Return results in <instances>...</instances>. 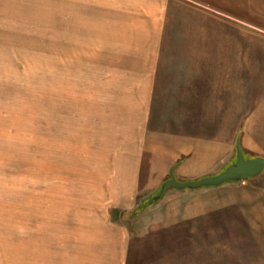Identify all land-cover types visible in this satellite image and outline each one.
I'll list each match as a JSON object with an SVG mask.
<instances>
[{
	"label": "rangeland",
	"instance_id": "1",
	"mask_svg": "<svg viewBox=\"0 0 264 264\" xmlns=\"http://www.w3.org/2000/svg\"><path fill=\"white\" fill-rule=\"evenodd\" d=\"M211 2L220 8L215 17L230 25L214 23L212 44L191 43L184 55L180 47L188 44H175L172 56L188 58L189 72H208L196 77L212 84L213 99L195 108L196 122L184 121L185 107L183 122L168 125L199 137L227 135L234 150L223 166L234 160L238 139L248 155L264 156V0ZM3 30L0 264H71L91 202L101 203L110 153L125 140L136 109L123 100L139 93L119 89L124 80L117 69L113 77L107 73L119 62V44L9 42L2 39L17 36ZM148 198L126 212L132 234L126 264H264V228L248 227L237 211L152 229L145 223L156 204L135 214Z\"/></svg>",
	"mask_w": 264,
	"mask_h": 264
},
{
	"label": "crops",
	"instance_id": "2",
	"mask_svg": "<svg viewBox=\"0 0 264 264\" xmlns=\"http://www.w3.org/2000/svg\"><path fill=\"white\" fill-rule=\"evenodd\" d=\"M217 10L207 0H0V28L5 35L17 36L2 41L119 44V62L107 73L113 77L117 69L124 80L119 89L139 93L123 100L136 109L127 122L125 140L110 153V168L103 170L101 203L92 201L84 225H79V246L73 249L71 264H126L132 238L126 212L151 196L173 168L181 180L197 179L217 172L233 152L234 144L220 132L199 137L195 131H172L168 125L183 122L185 107L190 109L184 121L196 122L195 108L213 99L212 84L208 87L196 77L208 72H189L188 58L178 61L172 50L175 44L187 43L180 47L184 55L190 53L191 43L212 44L214 23L230 25L215 17ZM156 107L165 109L157 113ZM149 211L145 226L152 229L234 211L248 227L264 228V171L218 187L170 189Z\"/></svg>",
	"mask_w": 264,
	"mask_h": 264
},
{
	"label": "water",
	"instance_id": "3",
	"mask_svg": "<svg viewBox=\"0 0 264 264\" xmlns=\"http://www.w3.org/2000/svg\"><path fill=\"white\" fill-rule=\"evenodd\" d=\"M264 171V156L248 155L240 139L236 141V154L235 158L229 164H224L217 172L207 174L197 179L181 180L179 179L174 168L171 170L170 177L166 179L157 191L145 200L139 207L138 211L141 212L145 208L154 206L162 200L170 189L175 190H198L201 188L218 187L227 183L240 182L250 180L260 175Z\"/></svg>",
	"mask_w": 264,
	"mask_h": 264
},
{
	"label": "trees",
	"instance_id": "4",
	"mask_svg": "<svg viewBox=\"0 0 264 264\" xmlns=\"http://www.w3.org/2000/svg\"><path fill=\"white\" fill-rule=\"evenodd\" d=\"M139 213V211L137 210L136 212H135V214H138Z\"/></svg>",
	"mask_w": 264,
	"mask_h": 264
}]
</instances>
